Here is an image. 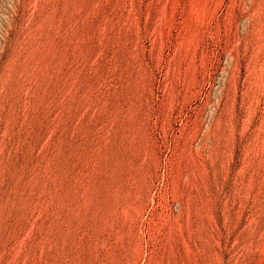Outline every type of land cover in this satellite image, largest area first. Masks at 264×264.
Instances as JSON below:
<instances>
[{
  "label": "rangeland",
  "instance_id": "rangeland-1",
  "mask_svg": "<svg viewBox=\"0 0 264 264\" xmlns=\"http://www.w3.org/2000/svg\"><path fill=\"white\" fill-rule=\"evenodd\" d=\"M0 264H264V0H0Z\"/></svg>",
  "mask_w": 264,
  "mask_h": 264
}]
</instances>
